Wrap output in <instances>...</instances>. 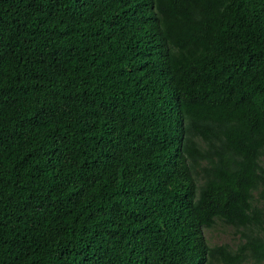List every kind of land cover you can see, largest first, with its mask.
Wrapping results in <instances>:
<instances>
[{
  "label": "trees",
  "instance_id": "16d2710c",
  "mask_svg": "<svg viewBox=\"0 0 264 264\" xmlns=\"http://www.w3.org/2000/svg\"><path fill=\"white\" fill-rule=\"evenodd\" d=\"M0 264H264V0H0Z\"/></svg>",
  "mask_w": 264,
  "mask_h": 264
},
{
  "label": "rangeland",
  "instance_id": "374dc122",
  "mask_svg": "<svg viewBox=\"0 0 264 264\" xmlns=\"http://www.w3.org/2000/svg\"><path fill=\"white\" fill-rule=\"evenodd\" d=\"M203 235L209 244L233 243L236 239V235L232 229L218 223L209 229H203Z\"/></svg>",
  "mask_w": 264,
  "mask_h": 264
}]
</instances>
